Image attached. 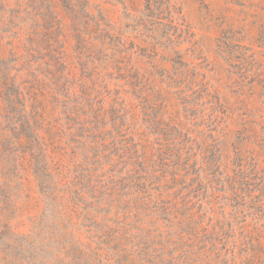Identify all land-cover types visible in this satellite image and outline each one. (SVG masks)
Wrapping results in <instances>:
<instances>
[{"label": "rangeland", "instance_id": "1", "mask_svg": "<svg viewBox=\"0 0 264 264\" xmlns=\"http://www.w3.org/2000/svg\"><path fill=\"white\" fill-rule=\"evenodd\" d=\"M0 264H264V0H0Z\"/></svg>", "mask_w": 264, "mask_h": 264}, {"label": "trees", "instance_id": "2", "mask_svg": "<svg viewBox=\"0 0 264 264\" xmlns=\"http://www.w3.org/2000/svg\"><path fill=\"white\" fill-rule=\"evenodd\" d=\"M32 121H29L28 119H25L24 121V130L29 131L31 133H33V140L35 141V145L34 147H32L30 154H32V159H31V165L33 168V172H34V176L38 182V186L41 188L43 194L46 196V204L48 206H51V201L48 202V198H50L51 196H54V193L52 191L49 192V189L51 188V184L49 183L50 177L48 174V170L46 168V164L44 162L43 159H40V156L43 157L42 155V151L41 148L39 147V144H37L36 139H37V125L32 124ZM25 136V135H24ZM39 140V139H37ZM28 143H26L27 145ZM30 145L28 146V150H30ZM47 194H48V198H47Z\"/></svg>", "mask_w": 264, "mask_h": 264}]
</instances>
